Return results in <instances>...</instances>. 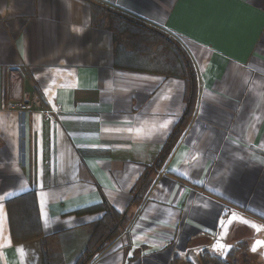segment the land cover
Masks as SVG:
<instances>
[{
  "label": "crops",
  "instance_id": "crops-1",
  "mask_svg": "<svg viewBox=\"0 0 264 264\" xmlns=\"http://www.w3.org/2000/svg\"><path fill=\"white\" fill-rule=\"evenodd\" d=\"M102 11L169 34L197 72L196 109L159 169L153 167L187 110L185 82L117 67ZM11 70L22 74L24 92L39 95L42 109H7L19 92ZM148 174L153 184L138 199ZM6 191L14 195L4 202L0 264H44L45 251L75 264L103 204L130 222L89 264H202L207 252L225 258L212 251L222 215L214 206L228 205L264 228V0H0V195ZM32 195L47 247L41 239L14 240L20 211L29 220ZM257 239L264 231L237 223L222 242ZM257 252L256 264H264V248Z\"/></svg>",
  "mask_w": 264,
  "mask_h": 264
},
{
  "label": "trees",
  "instance_id": "trees-1",
  "mask_svg": "<svg viewBox=\"0 0 264 264\" xmlns=\"http://www.w3.org/2000/svg\"><path fill=\"white\" fill-rule=\"evenodd\" d=\"M112 13H114V17L118 20L115 30L120 35L116 36L114 31L110 29L116 44L115 62L117 67L156 74L167 78L181 79L186 85L185 101L187 110L182 119L174 127L170 139L164 146L155 167H153L159 169L174 150L196 109L199 94L197 72L187 51L169 34L156 28L148 27L127 16L119 15L115 12ZM120 38L123 39L122 42H120ZM152 184L153 181L150 174L141 179L137 188L140 191L138 199L146 195ZM27 201L32 203L28 204L31 207L29 220L24 211H20V214H18V228L13 226L14 240L16 243H26L41 239L44 240V242L42 241V247H47L45 239L41 237L40 226L35 216L36 206L34 205L35 199L33 195L28 196ZM95 210H97L96 212H104V215L94 224L88 246L75 264H89L97 253L104 250L108 243L116 239L127 228L130 222L127 215L118 214L105 204ZM89 212H91L90 209L79 211L77 214L82 215ZM25 225L29 226L28 230L23 228ZM30 227H35V230L30 229ZM241 245L248 246L245 243ZM43 259L44 264H64L60 260L56 261L49 251L43 253ZM208 260L211 264H230L228 263L230 255L222 259L207 252L202 256V264H210L209 262L207 263Z\"/></svg>",
  "mask_w": 264,
  "mask_h": 264
},
{
  "label": "snow or ice",
  "instance_id": "snow-or-ice-1",
  "mask_svg": "<svg viewBox=\"0 0 264 264\" xmlns=\"http://www.w3.org/2000/svg\"><path fill=\"white\" fill-rule=\"evenodd\" d=\"M73 32L75 33H80L81 29L80 28H73L72 29ZM59 71V70H57ZM69 75H73L72 73H69ZM37 79H39V77H37ZM144 79H148L147 77H144ZM53 83H55L53 81ZM174 83H178V82H174ZM169 92L172 91L171 88L168 89ZM47 94V90L45 92V95ZM169 99H171V97H169ZM49 103H51V101H49ZM201 107H205V106H201ZM204 112H201V119H203L204 117ZM173 124V121L171 119L167 120L165 123L161 124L160 127L162 129L167 130L169 125ZM111 129H106V131H110ZM118 131V129H117ZM87 147H91V148H98V145H89ZM38 159L39 161L42 163L43 160V150L42 148L39 150L38 152ZM193 159H195V157H193ZM240 159H244V157H240ZM250 159H254V157L250 158ZM42 177H43V168L41 167L38 171V181L40 182V186L43 187V183H42ZM202 183V182H200ZM170 195L175 196L176 193H169ZM14 195L13 192L11 191H6L3 195H0V235H3V224L5 222V220L7 219V215L5 213V200L6 198L12 197ZM169 203H171V201H169ZM44 206H45V201L44 199H41V207H40V217L44 222L45 227H47L48 225V215L44 210ZM204 207L207 208L208 207V203L205 202ZM214 207H218L220 209V211L222 212V215H217L216 219L218 221V225L220 228V233L219 236L216 239V243L213 245L212 247V251L214 253L220 254L223 257L227 258L228 253L232 250V245L230 244H226L223 243L222 241L227 237L228 233H229V229L233 227L234 224H243V225H248L251 228L255 229L257 233L264 231V228H262L259 225H256L254 223H251L250 221H248L247 219H244L243 217L237 216V214L235 212H231L230 210L223 208V206H214ZM198 214V213H197ZM68 223V222H65ZM197 227H199V225H195ZM204 231H207L206 229ZM9 243H11V240H9ZM264 248V240L262 239H257L254 241V243L251 246V252L256 253L259 249ZM21 251H23V249H21ZM148 253H144V255H147ZM128 257L131 258L132 253L129 252Z\"/></svg>",
  "mask_w": 264,
  "mask_h": 264
},
{
  "label": "built area",
  "instance_id": "built-area-1",
  "mask_svg": "<svg viewBox=\"0 0 264 264\" xmlns=\"http://www.w3.org/2000/svg\"><path fill=\"white\" fill-rule=\"evenodd\" d=\"M9 73L12 86L16 89L19 88V92L11 97L12 101L8 104L7 109L20 112L42 109V102L37 93H26L21 89L23 83L22 74L18 70H11ZM48 117L55 120L54 115L48 114ZM223 208L229 210L228 205H224Z\"/></svg>",
  "mask_w": 264,
  "mask_h": 264
},
{
  "label": "rangeland",
  "instance_id": "rangeland-1",
  "mask_svg": "<svg viewBox=\"0 0 264 264\" xmlns=\"http://www.w3.org/2000/svg\"><path fill=\"white\" fill-rule=\"evenodd\" d=\"M112 12L110 11H102L101 14L108 16L109 18V25H110V29L114 31V34L116 36H120L118 34V31L115 30V25L118 24V20L116 19V17H114V13L110 14ZM120 42L123 41L122 38L119 39ZM230 210V207H229ZM251 246L252 244H248V246H243V245H235L234 247H232V250L228 253L227 257L230 255V260L228 261V263L230 264H256L259 263V259L260 257H258V253H253L251 252ZM211 254V253H209ZM260 254V253H259ZM225 259V258H222ZM210 263V261L208 260L207 263ZM211 264V263H210Z\"/></svg>",
  "mask_w": 264,
  "mask_h": 264
}]
</instances>
